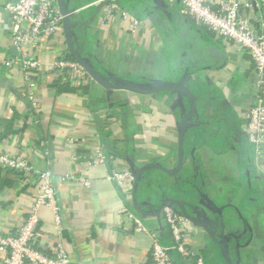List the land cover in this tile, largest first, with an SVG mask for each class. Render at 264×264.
I'll use <instances>...</instances> for the list:
<instances>
[{
	"label": "crops",
	"instance_id": "obj_1",
	"mask_svg": "<svg viewBox=\"0 0 264 264\" xmlns=\"http://www.w3.org/2000/svg\"><path fill=\"white\" fill-rule=\"evenodd\" d=\"M13 1L0 0V151L52 172L60 229L54 206L40 204L42 240L56 244L61 231L72 264H149L151 237L120 213L124 205L136 208L109 178L123 167L139 174L132 196L146 226L166 243L171 234L157 211L171 203L201 223L192 222L186 242L203 253L205 264H264V175L240 124V113L255 101L246 51L183 15L178 1L119 0L142 22L132 29L119 14L106 19L104 2L67 0L77 48L98 68L169 83L190 72L195 103L174 90L107 89L90 78L68 89L47 66L68 50L64 31L32 49L45 65L29 78L20 62L7 64L18 55L6 8ZM193 106L191 127L186 119ZM99 149L121 161L95 163ZM40 194L35 176L0 169V233L17 228ZM177 264L194 263L178 257Z\"/></svg>",
	"mask_w": 264,
	"mask_h": 264
},
{
	"label": "built area",
	"instance_id": "obj_2",
	"mask_svg": "<svg viewBox=\"0 0 264 264\" xmlns=\"http://www.w3.org/2000/svg\"><path fill=\"white\" fill-rule=\"evenodd\" d=\"M170 1H178L183 15L193 18L199 26L209 28L223 41H234L251 57L255 101L240 113V124L247 141L254 148V166L264 175V0ZM96 2L106 3V19L119 14L131 21L132 29H136L142 23L124 9L119 0ZM6 8L11 15L9 35L18 50V55L10 59L7 64L20 62L21 69L29 78L32 72L40 71L45 65L40 59L31 55L32 49L38 46L41 38L55 37L59 32L64 31V15L59 0H15L7 3ZM47 66L53 73L59 75L61 82L80 85L85 77L92 80L78 61L67 56V50L47 63ZM27 96L33 104H36L32 91H29ZM193 122L194 120L191 123ZM93 161L105 164L107 161L118 163L121 160L99 149ZM0 169L12 170L22 176H35L41 190L35 206L24 221L13 231L0 233L2 253L0 264H72L61 231L56 244H47L41 236V219L36 209L42 203L54 206L57 212V228L60 229V206L57 202L52 172L49 169L37 170L28 158L16 157L5 151H0ZM109 178L117 184L127 200H133L131 191L135 185L136 175L131 170L115 167ZM79 179L88 184L83 177ZM120 213L132 221L139 230L150 235L152 248L149 264H176L175 252L185 261L205 264L203 253L186 242L189 230L193 228L191 219L179 214L171 205L166 204L162 208L163 218L171 234L169 243L164 241L159 230L147 227L142 214L129 205H124Z\"/></svg>",
	"mask_w": 264,
	"mask_h": 264
},
{
	"label": "water",
	"instance_id": "obj_3",
	"mask_svg": "<svg viewBox=\"0 0 264 264\" xmlns=\"http://www.w3.org/2000/svg\"><path fill=\"white\" fill-rule=\"evenodd\" d=\"M59 5L64 15L63 27H64V34H65V42L67 44L68 52L87 71V73L89 74V76L92 78L94 82L98 83L99 85L107 89L129 90V91L143 93V94H151V93L158 92L160 90H174V91H177L180 95L186 97V99H188L191 103H195L193 93L187 84V80L190 76V72H186L182 76L180 81H178L177 83H169V82L162 81L159 79H151V78H146L141 81L135 80L130 77L120 76L104 68H98L95 65L94 61L91 59V57H89L88 55L84 53H81L79 49L77 48V41H76L74 29L71 25V20H70L71 17L73 16V13L70 11L67 0H59ZM195 111L196 109L193 106L191 108V113L186 119V125L191 126V127L195 126V124L191 123L194 120L192 113H194ZM184 129H185V126H183L182 131ZM138 177H139V174L136 173V181L134 185V190H136V187H137V183L139 180ZM206 200L210 202V204L215 205L211 201V199H209L208 197ZM132 201H133V205L136 208V210L141 214H145V211L140 207L135 196L133 197ZM166 204L171 205V203H166ZM163 206H161L157 212L162 211ZM188 217L191 219L193 223L201 225V223H199L197 220L192 219L190 216ZM221 218H222V214H219L220 222H221L220 220ZM203 225H207V224H203Z\"/></svg>",
	"mask_w": 264,
	"mask_h": 264
},
{
	"label": "trees",
	"instance_id": "obj_4",
	"mask_svg": "<svg viewBox=\"0 0 264 264\" xmlns=\"http://www.w3.org/2000/svg\"><path fill=\"white\" fill-rule=\"evenodd\" d=\"M67 56L70 57V58H73L71 56V54L68 52V50H67ZM86 78H88V77H85V79ZM61 85L64 86L65 88H68V89H76V86H73L70 82H61ZM110 154H114L115 155L116 153L110 152ZM178 257L181 258L180 255H178V253L175 252L174 259H175L176 264H177Z\"/></svg>",
	"mask_w": 264,
	"mask_h": 264
}]
</instances>
